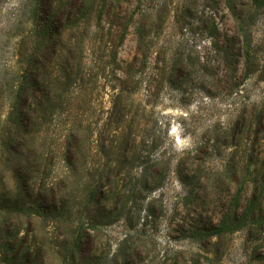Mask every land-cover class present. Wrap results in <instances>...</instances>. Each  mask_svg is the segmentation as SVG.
Here are the masks:
<instances>
[{
    "label": "trees",
    "instance_id": "obj_1",
    "mask_svg": "<svg viewBox=\"0 0 264 264\" xmlns=\"http://www.w3.org/2000/svg\"><path fill=\"white\" fill-rule=\"evenodd\" d=\"M40 1L47 10L43 14L37 8L34 35L40 42L36 50L43 49L42 62L28 70L32 74L19 89L22 100L14 103L11 113V120L24 136L17 148H11L10 156H17L23 172L18 174L16 193H2L1 209L14 218L15 227L6 223L12 235L21 232V223L27 225L25 250L31 263L48 264L57 241L62 264H107L108 258L93 252L101 238L103 220L113 215H124L131 221L140 219L142 200L153 191L149 186L151 179L160 173L155 171L170 169L165 152L152 156L160 137L143 124L145 114L134 111L132 97L139 83L146 79L147 84L165 75L173 81L197 69L191 56L190 61L188 57H179L167 65L164 46H156V39L169 16L164 9L145 7V0ZM211 2L218 9L223 4L228 7L234 27L232 35L221 31L215 10L201 19L211 45L226 52L227 64L241 67L246 76L257 74L263 80L264 37L258 36L254 26L264 9V0ZM187 9L182 7L180 12H189ZM72 32L77 34L76 46ZM130 37L135 42L134 55L125 59L120 49ZM90 55L95 63L89 61ZM150 60L153 66L149 65ZM189 66L191 72L187 71ZM108 68L119 75L118 82L111 86L113 106L97 114L92 108L95 89L90 90L89 85L96 88ZM233 85L240 86L238 82ZM155 88L151 85L149 91ZM59 115L66 118L64 146L69 171L58 181L50 173H40L39 148L35 139L30 140L25 134L35 133L43 120L49 123L50 131ZM221 129L216 138H208L200 148L213 150L220 145L221 152L230 150L228 161L220 169L215 186L199 185L192 199L204 209L209 207L208 210L212 201H224L220 205L225 210L216 223L201 212L199 217L205 220L193 218L192 228L195 235L207 240L240 230L259 236L264 232V101L245 106L232 126ZM95 143L98 150L94 149ZM196 165L205 169L202 163ZM128 170L154 171L134 177ZM74 185L85 187L82 195L73 192ZM228 194L230 200L226 202ZM150 216L153 213L146 212L145 217ZM51 219L57 224L49 230L47 224ZM186 219L179 225L183 231L190 228ZM127 241L129 251L116 264L137 263L142 257V244Z\"/></svg>",
    "mask_w": 264,
    "mask_h": 264
},
{
    "label": "rangeland",
    "instance_id": "obj_2",
    "mask_svg": "<svg viewBox=\"0 0 264 264\" xmlns=\"http://www.w3.org/2000/svg\"><path fill=\"white\" fill-rule=\"evenodd\" d=\"M39 1L0 0V200L4 191L16 193L17 177L23 172L17 156L13 159L10 156L11 148H17L20 137L24 136L11 120V113L14 103L22 100L19 89L32 74L28 70L39 67L42 62L43 49L36 50L40 42L34 35L37 25L34 16L37 8L43 14L47 8ZM213 4L211 0H145V7L164 9L169 16L156 39V46H164L167 65L170 66L172 60L179 57H188L190 61L191 56L197 71L173 81L165 75L147 84L146 79L139 83L132 97L134 111L145 114L143 124L160 137L159 145L151 151L152 156L165 152L170 169L155 171L160 173L157 178L151 179L149 186L153 191L142 200L140 219L131 221L124 215H113L103 220L101 238L93 252L96 256L108 258L107 264H116L129 251L126 239L132 244H142V257L133 264H264V232L258 236L240 230L207 240L195 235L192 228L193 218L200 220L201 212L204 216L207 213L205 218L216 223L225 210L220 205L224 201H212L209 205L211 209H204L195 204L192 194L199 185L215 186L213 184L228 161L230 150L221 152L223 147L220 145L214 146L213 150L200 147L208 138H216L221 127L232 126L245 106L264 101V79L257 74L246 76L241 67L227 64L226 52L211 45V38L207 37L206 25L201 19H206L213 10L221 31L229 35L234 33L233 16L228 7L223 4L218 9ZM182 7L190 11L180 12ZM254 29L259 37H264V9L257 17ZM68 33L67 38L71 31ZM72 34L75 36L72 43L76 46L77 34ZM134 50L135 42L130 37L121 47L120 55L131 59ZM93 58L90 55L88 59L95 63ZM149 65L153 66L154 62L150 60ZM159 65L162 66V61ZM191 70L189 66L187 71ZM118 76L112 68H108L96 88L89 85L90 90L95 89L92 108L97 114L103 108H112L114 91L111 86L118 82ZM235 82L240 84L239 88L233 85ZM151 85L156 88L150 92ZM65 126V116L59 115L50 125V131L49 123L43 120L35 133L25 134L30 140L34 138L33 142L39 148L40 173H50L58 181L69 171L65 160ZM94 149H99L97 143ZM181 162L185 165H180ZM201 163L202 167L205 166L204 170L196 165ZM194 166L195 169L192 168ZM128 171L138 177L137 174H153L154 170ZM72 189L79 195L85 191L84 186L78 188L74 185ZM225 197L229 202V194ZM6 212L1 209L0 201V264H33L27 259L25 250L29 236L27 225L21 223V232L12 235L6 223L15 227V221ZM146 212H152L153 216L146 218ZM184 218H188L186 226L190 225V228L183 231L179 225ZM55 224L56 220L51 219L47 228L51 230ZM57 250L60 249L55 241L54 254L48 257V264H62L63 256Z\"/></svg>",
    "mask_w": 264,
    "mask_h": 264
}]
</instances>
